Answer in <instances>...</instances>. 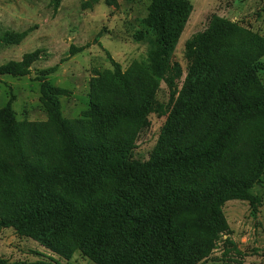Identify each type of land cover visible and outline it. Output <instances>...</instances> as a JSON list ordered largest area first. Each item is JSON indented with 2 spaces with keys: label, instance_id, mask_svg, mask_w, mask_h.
Returning a JSON list of instances; mask_svg holds the SVG:
<instances>
[{
  "label": "trees",
  "instance_id": "16d2710c",
  "mask_svg": "<svg viewBox=\"0 0 264 264\" xmlns=\"http://www.w3.org/2000/svg\"><path fill=\"white\" fill-rule=\"evenodd\" d=\"M84 7L91 1H84ZM191 11L189 0H151L147 62L97 71L90 107L63 115L70 90L41 71L46 121L18 120L13 100L0 108V229L14 227L65 258L76 250L99 264H194L224 227L223 205L253 199L264 175V36L214 16L189 38L188 74L173 51ZM28 31L17 35L22 40ZM87 46L71 45V53ZM38 52L0 65V76L26 75ZM164 79L167 104L154 93ZM166 115L147 160L120 135ZM0 264H64L56 259Z\"/></svg>",
  "mask_w": 264,
  "mask_h": 264
},
{
  "label": "rangeland",
  "instance_id": "374dc122",
  "mask_svg": "<svg viewBox=\"0 0 264 264\" xmlns=\"http://www.w3.org/2000/svg\"><path fill=\"white\" fill-rule=\"evenodd\" d=\"M84 1H91V6L84 7ZM189 1V18L173 51V59L183 71L179 89L188 74L186 42L205 30L214 16L264 36V0ZM150 5L151 0H0V65L38 52L29 74L0 76V108L12 99L18 120L46 121L41 71L57 66L47 79L70 90L60 98L63 115L82 117L90 107L93 75L113 69L109 54L124 70L134 61L149 60L154 33L145 19ZM25 31L28 34L17 41V35ZM71 45L87 47L72 54ZM260 63L264 82V56ZM159 83L154 99L167 104L170 88L164 79ZM148 119L147 126L120 133L134 138V157L140 160L150 158L167 116L151 113ZM251 192L253 199H231L223 205L224 227L214 235L209 252L194 264H264V175ZM0 257L11 262L52 258L64 264H99L80 250L65 258L39 240L19 234L14 227L0 229Z\"/></svg>",
  "mask_w": 264,
  "mask_h": 264
}]
</instances>
